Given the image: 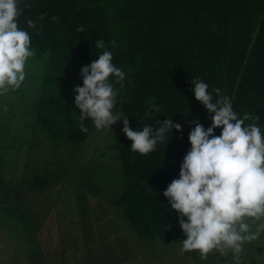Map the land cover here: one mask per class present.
I'll use <instances>...</instances> for the list:
<instances>
[{"label":"trees","instance_id":"trees-1","mask_svg":"<svg viewBox=\"0 0 264 264\" xmlns=\"http://www.w3.org/2000/svg\"><path fill=\"white\" fill-rule=\"evenodd\" d=\"M19 6L31 47L38 56L47 53L44 80L51 85L36 102L35 127L73 143L87 136L94 124L85 120L88 131H80L73 89L82 86L81 67L104 50L125 73L122 83L111 77L119 89L114 112L127 116L133 130L158 128L167 118L182 125L148 155L131 151L122 132L117 149L124 186L115 198L143 236L178 238V214L163 192L179 177L193 120L205 129L211 125L191 81L198 77L209 91L221 89L239 116L258 115L264 133V0H20ZM29 19L35 28L27 27ZM100 39L104 49L95 47ZM152 105L161 112L145 118Z\"/></svg>","mask_w":264,"mask_h":264},{"label":"rangeland","instance_id":"rangeland-1","mask_svg":"<svg viewBox=\"0 0 264 264\" xmlns=\"http://www.w3.org/2000/svg\"><path fill=\"white\" fill-rule=\"evenodd\" d=\"M33 50L22 86L0 96V199L12 201L20 192L31 207L37 202L41 208L48 204L50 209L37 210V218L41 214L47 218L50 212L51 219L42 218L51 220L49 232L56 231L59 250L39 257L37 246L30 249L25 238L17 239L19 219L0 205V230L5 231L0 250L10 263L12 247L19 244L27 264H219V260L236 264L231 253H210L207 261L197 251L181 254L186 239L182 229L178 238L172 233L168 241L139 233L115 201L124 186L117 149L123 132L120 121L101 131L93 126L77 143L53 139L35 127L36 102L51 84L44 80L47 53L38 56ZM33 177L28 190L27 182ZM157 194L162 192L157 190ZM6 258L0 255V264ZM239 258V264H264V233L258 241L246 244Z\"/></svg>","mask_w":264,"mask_h":264},{"label":"clouds","instance_id":"clouds-1","mask_svg":"<svg viewBox=\"0 0 264 264\" xmlns=\"http://www.w3.org/2000/svg\"><path fill=\"white\" fill-rule=\"evenodd\" d=\"M19 4L20 0H0V96L22 86L28 76L27 62L35 54L29 32L20 27L24 9ZM27 27L36 25L29 19ZM111 43L115 47V40ZM95 47L104 49V40H97ZM112 61L113 53L104 50L80 69L82 86L73 89L79 129L88 131L85 120H91L98 131L122 121V131L132 141L131 151L148 155L158 144L168 143L171 129L182 132V125L167 118L158 128L146 124L142 130H133L127 116L114 112L119 89L114 88L111 77L122 83L125 73ZM191 83L195 99L210 114L211 125L205 129L198 118L193 120L190 148L180 164L179 177L168 184L163 196L170 210L178 214L186 236L181 254L197 251L200 259L207 261L210 253H231L239 264L244 246L264 233V133L256 123L259 116H239L221 89L209 91V85L198 77ZM160 112L152 105L145 118ZM249 120L252 122L245 124ZM217 128L221 129L218 136L214 134Z\"/></svg>","mask_w":264,"mask_h":264},{"label":"crops","instance_id":"crops-1","mask_svg":"<svg viewBox=\"0 0 264 264\" xmlns=\"http://www.w3.org/2000/svg\"><path fill=\"white\" fill-rule=\"evenodd\" d=\"M36 177H33L31 179V182H27L26 188L28 190L33 187L32 182L35 181ZM29 183H31L30 185H32V186H29ZM4 198H5V200H3ZM4 198L0 199V205H2L4 208H6L8 210V212H10L11 215H13V216L16 215L15 217L17 219H19V222H21V224H20L21 227H20L19 231L16 230V232H18L16 234V237H18L17 239L20 238L21 240H23V238H25L29 244L28 248H30V249H32L34 246H37L36 247L38 250L37 255L39 257L41 256V258H44V257L46 258L48 256V254L52 255L54 253V250H59V247L55 246V240H56L55 236H57L55 234L56 231L53 230L52 232H49L51 230V226H49V224H51L50 223L51 220H46L47 221V223H46V221H44V219L42 218V217L46 218L47 214H45V216L41 214L40 215L41 218L39 219V216L37 218V214H38L37 210H39V209H47V210L50 209L48 207V204L47 205L43 204L46 206L44 208H41L38 206V202H37V203H34V206L31 207L30 204H28L29 202L23 201L24 197H22V194L20 192H18V194H16L14 196L12 201L5 202L9 199L6 200V197H4ZM9 202L11 204H9ZM43 203H46V202H43ZM29 210L34 211V212L31 213ZM48 215L49 216L46 219H51L52 215L50 214V212H48ZM52 224H53V220H52ZM3 232H5V231H3V229L0 230V240H1V236H2ZM53 239H54V244L52 245ZM4 240L8 241L7 237H6V239L4 238ZM1 245L2 244H0V246ZM18 245H14L12 247L13 249L11 250V252H13L14 255H13V258L11 259V263H13V264H27L25 259H24L23 254L21 253L23 251L20 250L21 247ZM2 247H3V245L1 246V249H2ZM0 255L3 256L4 258H6L4 256L3 251L0 252ZM9 257H11V255ZM240 259L241 258H239V260ZM5 260H7V262H4V263L1 262V264H11L9 261V258L8 259L6 258ZM12 261H15V263ZM219 264H223L221 260H219Z\"/></svg>","mask_w":264,"mask_h":264}]
</instances>
